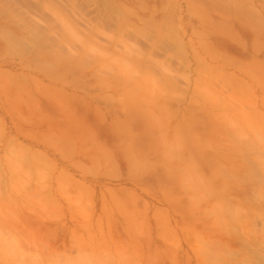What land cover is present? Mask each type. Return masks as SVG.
I'll list each match as a JSON object with an SVG mask.
<instances>
[{"label": "rangeland", "instance_id": "obj_1", "mask_svg": "<svg viewBox=\"0 0 264 264\" xmlns=\"http://www.w3.org/2000/svg\"><path fill=\"white\" fill-rule=\"evenodd\" d=\"M14 1L0 264H264V0Z\"/></svg>", "mask_w": 264, "mask_h": 264}, {"label": "bare ground", "instance_id": "obj_2", "mask_svg": "<svg viewBox=\"0 0 264 264\" xmlns=\"http://www.w3.org/2000/svg\"><path fill=\"white\" fill-rule=\"evenodd\" d=\"M18 1H19V0H18ZM21 1H23V0H21ZM26 1H27V0H26ZM26 1H25V2H26ZM60 1H61V0H60ZM63 1H65V0H62L61 3H62ZM87 1H88V0H87ZM90 1H91V0H90ZM92 1H93V0H92ZM68 2H69L68 4L65 3V5L67 4L65 7H67V6L71 3V0H69ZM14 3H17V2H15L14 0H0V27H5V26H6V27L8 28L7 30L10 31V32H7V31L4 32V30L1 29V31H2V30H3V31L0 32V35H1L2 37H6L7 39H5V40H6V41L8 40L7 42H9V44H13L14 42H16V41H14V40H16V39L13 38V36H12V35L15 34V33H13V32L11 33V30L9 29V28L11 27V25H12V27H14V28L17 27L16 29L19 30V27H21V28H23V27H22L21 25H19V27H18V25L16 26V24H18V22H21V24H23V23H26V24H27V23H29V22L31 21V19H29V20H28V19H27V20L25 19V22L22 23V21H24V20H20V21L18 20V22L13 20V18L16 19V18H15L16 16H17V18H18V15H19V16H20L21 14L24 15V13H23V11H22L21 14H20L19 12H17V13H19V14H17V13H13V15H15V17H14L13 15L11 16V11L13 10V5H14ZM26 3H27V2H26ZM28 3H30V2L28 1ZM28 3H27V4H28ZM58 3H60V2H57V5H58ZM87 3H88V2H87ZM87 3H86V5L89 7L90 5L87 4ZM27 4H26V5H27ZM20 5H21V4H20ZM91 5H92V4H91ZM213 5H214V4H213ZM28 6H29V5H28ZM61 6H64V5L62 4ZM61 6H60V7H61ZM79 6H82V5L80 4ZM65 7H64L65 10H66L67 8L70 7V8L68 9V11L72 8V6H70V5H69L67 8H65ZM83 7H84V6H83ZM88 7H87V8H88ZM62 8H63V7H62ZM89 8H90V7H89ZM89 8H88V10H89ZM91 9H92V8H91ZM26 10H27V9H26ZM28 10H29V9H28ZM28 10H27V13H28ZM93 10H94V9H93ZM114 10H115V9H114ZM132 10H133V9H132ZM132 10H131V11H132ZM17 11H18V9H17ZM68 11H67V12H68ZM72 11H73V10H72ZM81 11H82V10H81ZM120 11H121V10H120ZM69 12H71V11H69ZM87 12H88V11H87ZM129 12H130V11H129ZM71 13H73V12H71ZM83 13H84V14H83ZM83 13H82L83 15H86L85 12H83ZM88 13H90V11H89ZM91 13H92V12H91ZM91 13H90V14H91ZM99 13H100V12H99ZM136 13H137V11H136ZM69 14H70V13H69ZM69 14H68V15H69ZM79 14H81V13H79ZM117 14H118V13H117ZM117 14H116V15H117ZM132 14H133V13H132ZM134 14H135V13H134ZM74 15L77 16V14H74ZM92 15H93V14H92ZM92 15H90V16H92ZM118 15H119V14H118ZM118 15H117V17H118ZM95 16H96V15H95ZM68 17H70V16H68ZM78 17H79V16H78ZM78 17H77V18H78ZM107 17H108V20L110 19L111 21H113V19H114L113 16H111V15H107ZM77 18H73V20H74V19L76 20ZM80 18H81V17H80ZM82 18H83V17H82ZM119 18H120V16H119ZM19 19H20V18H19ZM90 19H92V17H90ZM93 19H94V18H93ZM95 19H96V17H95ZM143 19H144V18H143ZM71 20H72V19H71ZM73 20H72V21H73ZM80 20H81V19H80ZM139 20H140V19H139ZM13 21H14V24H13ZM26 21H27V22H26ZM32 21H33V20H32ZM69 21H70V19H69ZM76 21H77V20H76ZM144 21H145V20H144ZM144 21H143V22H144ZM16 22H17V23H16ZM35 22H36V21H33L34 26H33V25L30 26V25L32 24L31 22H30L31 24H30V23L27 24V25L25 24L26 27H28V28L24 29L25 32L27 31V29H29V32H31V31H32L33 33H35V32H39V31L41 30V29H39V28H42V27H39V28H38L39 31H36V30H37L36 28H37L40 24L36 22V23L38 24V26L36 25L37 27H35ZM80 22H81V21H80ZM139 22H140V21H139ZM149 22H150V21H149ZM73 23H75V22L73 21ZM76 23H77V22H76ZM76 23H75V25H76ZM78 23H79V21H78ZM146 23H147V22H146ZM3 24H5V26H3ZM114 24H115V23H114ZM13 25H15V26H13ZM70 25L72 26V25H74V24H70ZM84 25H86V24H84ZM122 25H123V24H122ZM143 25H144V24H143ZM145 25H146V24H145ZM29 26L32 27V29H31ZM40 26H42V25H40ZM71 26H70V27H71ZM109 26H110V25H109ZM118 26H120L119 23H118ZM146 26H147V25H146ZM47 27L49 28L50 26H47ZM47 27H46V29H47ZM70 27H69V28H70ZM122 27H123V26H122ZM147 27H148V26H147ZM21 28H20V29H21ZM43 28H45V27H43ZM72 28L74 29L73 26H72ZM119 28H120V27H119ZM51 29H52V27H51ZM91 29H92V28H91ZM120 29H122V28H120ZM130 29H131V28H130ZM130 29H129V31H132V30H130ZM17 30H16V31H17ZM24 30H23V31H24ZM48 30L50 31V29H47V31H48ZM59 30H60V29H59ZM88 30H89V28H88ZM127 30H128V29H127ZM16 31H14V32H16ZM19 31H21L22 36L25 35L24 37H26V34H25V33L23 34L22 29L19 30ZM42 31H44V29L41 30V33H42ZM49 31H48V32H49ZM51 31H53V30H51ZM74 31H75V30H74ZM44 32L46 33V30H45ZM44 32H43V34H44ZM61 32H62V31H61ZM63 32H64V31H63ZM33 33H28V32H27V35L29 34L28 36H32L31 34H33ZM39 33H40V32H39ZM39 33H35V34H38L37 36H40L41 33H40V34H39ZM51 33H52V32H51ZM51 33H50V34H51ZM53 33H54V32H53ZM88 33H89V32H88ZM35 34H33V35L35 36ZM43 34L40 36L41 38H42V36H44ZM48 34H49V33H48ZM50 34H49V35H50ZM133 34L135 35L134 32H133ZM52 35H53V34H51V35L49 36V38H50ZM15 36H17L16 38L18 39V37H19L20 35H17V34H16ZM46 36H47V33H46ZM55 36H56V34L54 35L53 38H55ZM65 36H66V35H65ZM24 37H22V38H24ZM40 37H38V38H40ZM44 37H45V36H44ZM44 37H43V38H44ZM28 38H29V37H28ZM33 38H34V37H33ZM36 38H37V37H35V38L33 39L34 42L36 41L38 44L42 43V42H40V41H41V38H40V41L35 40ZM51 38H52V37H51ZM51 38H50L49 40H50V41L52 40V43L48 40V37L46 38L47 40H45V38H44L43 40H45V41H49V42H46V43H45V41H44L43 43H45V45H49V46H50V44H52L51 46H53V43L55 42V40H56L57 38H55V40H54L53 38H52V39H51ZM61 38H62V36H61ZM2 39H3V41H4V38H2ZM25 39H26V38H25ZM25 39H23V40H25ZM59 39H60V38H59ZM65 39H66V38H65ZM21 40H22V39H21ZM23 40H22V42L19 41L20 44H22V43L24 42ZM26 40H27V39H26ZM38 40H39V39H38ZM43 40H42V41H43ZM53 40H54V42H53ZM60 40H61V39H60ZM1 41H2V40H1ZM1 41H0V42H1ZM56 41H58V40H56ZM26 43H27V42H26ZM26 43H25V44H26ZM47 43H48V44H47ZM49 43H50V44H49ZM5 44H6V43H5ZM16 44H17V43H16ZM35 44H36V43H35ZM57 44H59V43H57ZM60 44H62V43H60ZM60 44H59L58 47H57L56 43L54 44V45H56L57 48H59V49L57 50L58 53H59V52H62V51H60V47H61ZM63 44H64V43H63ZM164 44H165V43H164ZM36 45H37V44H36ZM45 45H44V46H45ZM4 46H5V45H4ZM13 46H14V45H13ZM13 46H12V47H13ZM44 46H43V47H44ZM66 46H67V43H66ZM69 46H70V45H69ZM162 46L165 47V45H163V44L161 45V47H162ZM1 47H2V50H3L4 47H3V46H0V48H1ZM5 47L7 48V46H5ZM9 47H11V46H9ZM53 47H54V46H53ZM53 47H52L51 49H53ZM62 47H63V46H62ZM62 47H61V48H62ZM64 47H65V46H64ZM72 47H73V46H72ZM166 47H167V46H166ZM69 48H71V47H69ZM8 49L11 50V48H8ZM22 49H23V48H22ZM67 49H68V48H67ZM163 49H164V48H163ZM2 50H0V51H2ZM10 50H9V52H12V51L14 52L15 49L13 48L11 51H10ZM23 50H24V49H23ZM39 50H40V48H39ZM41 50L43 51L42 48H41ZM55 50H56V48L54 47V52H56V53L52 52L51 50H50V51L54 54L53 56H56V57H57V55H55V54H58V53H57V51H55ZM7 51H8V50H7ZM7 51H4L5 54H6ZM17 51H19V50H17ZM24 51H25V50H24ZM42 51H41V52H42ZM47 51H48V50H47ZM2 52H3V51H2ZM4 52H3V54H4ZM9 52H7V53H9ZM25 52H26V51H25ZM138 52H139V51H138ZM19 53H22L21 50H20ZM19 53H18V54H19ZM23 53H24V52H23ZM23 53H22V56H24ZM27 53H28V52H27ZM27 53H26V54H27ZM42 53H43V52H42ZM47 53H49V52H47ZM62 53H63V52H62ZM78 53H79V52H78ZM136 53H137V52H136ZM139 53H140V52H139ZM139 53H138V54H139ZM11 54H12V53H11ZM14 54H15V53H14ZM26 54H25V57H26ZM36 54L38 55V53H36ZM72 54H74V53H72ZM138 54H136V55H138ZM16 55H17V54H15V56H16ZM28 55H29V54H28ZM66 55H67V54H66ZM132 55H133V54H130V57H133V58L136 57V56H134L135 54H134L133 56H132ZM139 55H141V54H139ZM139 55H138V56H139ZM0 56H1V55H0ZM12 56H13V54H12ZM15 56H14V57H15ZM25 57H24V58H25ZM60 57H62V56L60 55ZM63 57H65V55H63ZM75 57H76V56H75ZM58 58H59V57H58ZM136 58H137V57H136ZM136 58H135V59H136ZM140 58H141V56H139V59H140ZM62 59H64V58H62ZM62 59H61V60H62ZM67 59H69V58H67ZM74 59H75V58H74ZM74 59H73V60H74ZM130 59H131V58H130ZM137 59H138V58H137ZM24 60H25V59H24ZM61 60L59 59V61H61ZM131 60H132V59H131ZM2 61H3V62H6V63L3 64V65L5 66V68H8V69H13V68L15 67L14 65H16L18 62L20 63V61H16L14 58H7V57H3V56H2L1 59H0V62H1V63H2ZM21 61H22V60H21ZM84 61H85V60H84ZM65 62H66V61H65ZM133 62H134V61H133ZM22 63H23V62H22ZM69 64H70V63H69ZM80 64H81V63H80ZM56 65H57V64H56ZM56 65H51V66L53 67V66H56ZM75 65H76V63H75ZM82 65H83V64H82ZM28 66H29V65H28ZM28 66H27V67H28ZM27 67H26V68H27ZM31 67H32V66H31ZM63 67H64V66H63ZM73 67H74V64H73ZM73 67H72V68H73ZM79 67H80V66H79ZM28 68H30V67H28ZM32 68H33V67H32ZM15 69H16V68H15ZM36 69H38V68H36ZM39 69H41V68H39ZM76 69H77V68H76ZM16 70H17V69H16ZM9 71H10V70H8L7 72L10 73L11 71H10V72H9ZM72 71H73V70H72ZM72 71H70V72L72 73ZM3 72H4V71H3ZM176 77H177V76H176ZM168 78H169V76H168ZM172 78H173V75H172ZM172 78H170L171 81L174 79V78H173V79H172ZM173 81H174V80H173ZM175 82H176V80H175ZM165 99H166V98H165ZM166 101H167V100H166ZM164 118H165V117H164ZM157 119H158V118H157ZM159 124H160V123H159ZM159 136H160V135H159ZM164 140H165V139H164ZM164 140H163V141H164ZM246 145H248V146L250 145V146H251V143H250V144H246ZM246 145H245V146H246ZM252 147H253V146H252ZM239 148H241V147H239ZM171 149H172V148H171ZM235 149H237V148L235 147ZM244 149H245V148H244ZM244 149H243V150H244ZM246 149H247V148H246ZM247 150H249V148H248ZM252 150H253V148H252ZM243 152H244V151H243ZM240 153H241V152H240ZM217 154H218V153H217ZM240 155H242V154H239V157H240ZM247 155L250 156L249 154H247ZM176 156H177V155H176ZM234 156H235V154H234ZM248 156H243V157L246 158V157H248ZM251 156H252V155H251ZM237 157H238V156H237ZM173 158H174V157H173ZM248 158H249V157H248ZM243 159H244V158H243ZM231 160H232V159H231ZM244 161H246V159H244ZM247 162H248V163H247ZM239 163H240V162H239ZM246 163L248 164V166H251V165H249V161H246ZM246 163H245V165H247ZM248 166H247V167H248ZM252 166H253V165H252ZM247 167L241 164V168H242V170L244 171V173H245L246 171H247V172H251V171H249V169H247ZM252 169H253V168H252ZM252 169H251V170H252ZM256 169H257V167H256ZM256 169H255V170H256ZM255 170L253 169V171H255ZM219 171H221V170H219ZM253 171H252V172H253ZM224 174H225V173H224ZM227 174H228V173H227ZM247 174H249V173H247ZM221 175H222V174H221ZM236 175H237V173H236ZM223 176H224V175H223ZM230 176H231V174H230ZM237 176H238V175H237ZM241 176H242V175H241ZM246 176H247V175H246ZM218 177H219V176H218ZM257 177H258V176H257ZM258 178H259V177H258ZM244 179H245V178H244ZM246 180H247V181L249 180L248 176H247ZM236 181H238V180H236ZM249 181H250V180H249ZM256 181H257V180H256ZM239 182H240V181H239ZM241 182L243 183V181H241ZM244 183H245V180H244ZM215 209H216V208H215ZM211 211H212V209H210V210L207 212L206 215L211 214V216H212L213 214L211 213ZM213 212H214V211H213ZM209 216H210V215H209ZM209 216H208V217H209ZM207 220H208V219H207ZM214 220H215V219H214ZM206 222H207V221H206ZM217 223H218V222H217ZM217 223H216V224H217ZM216 226H218V225H216ZM213 228H214V227H213ZM213 228H212V229H213ZM216 235H217V234H216ZM214 237H215V236H214ZM216 238H217V237H216ZM212 264H213V263H212Z\"/></svg>", "mask_w": 264, "mask_h": 264}]
</instances>
